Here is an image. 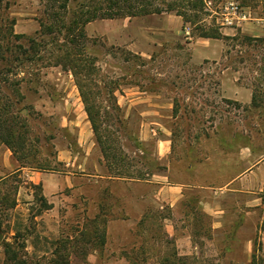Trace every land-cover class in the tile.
Here are the masks:
<instances>
[{"label":"rangeland","instance_id":"obj_1","mask_svg":"<svg viewBox=\"0 0 264 264\" xmlns=\"http://www.w3.org/2000/svg\"><path fill=\"white\" fill-rule=\"evenodd\" d=\"M95 3L0 0V264H264V0Z\"/></svg>","mask_w":264,"mask_h":264},{"label":"trees","instance_id":"obj_2","mask_svg":"<svg viewBox=\"0 0 264 264\" xmlns=\"http://www.w3.org/2000/svg\"><path fill=\"white\" fill-rule=\"evenodd\" d=\"M107 2V6L104 7L102 9V7L100 5H98V3L96 5L98 6H94L93 7V11H89L88 15H89V18L87 17L86 20H91L93 18H115V17H119L126 14V15H139V14H144L146 13V10H145V6L144 4H140V0H106ZM128 10V11H127ZM131 10V11H129ZM96 12H99L98 15ZM129 12V13H128ZM200 37H213V38H218L217 34H208V33H201L199 35ZM251 38L248 37V36H245L243 41L246 42L247 45H250L251 43ZM264 39L263 38H258L257 41H263ZM75 60H69V64L71 66H73V68H77L78 69V64L77 62L76 63H73ZM75 72L77 73V71L75 70ZM77 84L81 90V95L83 96V102H85V106H86V111H87V114L89 115V118L92 122V119H91V112H90V108L89 106L86 105V98H85V94H84V91L83 89H81L82 85H79V82L77 81ZM81 86V87H80ZM257 96L255 92H253L252 94V99H251V102L253 104H256L255 101L257 99ZM259 98L263 99V96H258ZM5 120V119H4ZM3 120V121H4ZM2 121V118L0 117V123ZM8 131H10L11 135L14 136V132H13V125L12 123L10 125H7L6 126ZM108 148V146L106 147V149ZM126 174V173H125ZM127 176L125 177H128V178H133L130 173H127L126 174ZM264 222V221H263ZM261 229H262V226H261ZM13 244L11 243H6L5 244V247H4V254H5V258H4V264H30L28 263L27 259H24L22 258L21 256H19V251L18 250H15L13 247H12ZM174 260H171V262L167 261L164 263L166 264H194L191 260H187V257L183 256H178V255H175L174 256ZM190 258V257H189ZM193 259V258H192ZM166 260V259H164ZM255 253L252 254L251 256V264H256L255 262Z\"/></svg>","mask_w":264,"mask_h":264},{"label":"crops","instance_id":"obj_3","mask_svg":"<svg viewBox=\"0 0 264 264\" xmlns=\"http://www.w3.org/2000/svg\"><path fill=\"white\" fill-rule=\"evenodd\" d=\"M165 22H168L169 24H171L172 22L175 24H179V19L169 20L168 18H165ZM170 27L168 26V28ZM195 44L196 47L200 50L199 56H201L202 54V58L217 59L221 55L223 43L220 38L200 37L196 39ZM226 87V94L231 98L241 100L243 102H247L252 98L251 90L249 88L238 86L233 82L227 83ZM54 184L56 185V187H58V185L60 184V180L58 179V177H55Z\"/></svg>","mask_w":264,"mask_h":264},{"label":"built area","instance_id":"obj_4","mask_svg":"<svg viewBox=\"0 0 264 264\" xmlns=\"http://www.w3.org/2000/svg\"><path fill=\"white\" fill-rule=\"evenodd\" d=\"M210 3L211 1L206 2L207 5ZM223 6L224 5H220L218 9L212 10L213 13L218 16V20L220 19L219 21H221L222 25L231 27L248 18L247 14L233 3H228L224 7Z\"/></svg>","mask_w":264,"mask_h":264}]
</instances>
